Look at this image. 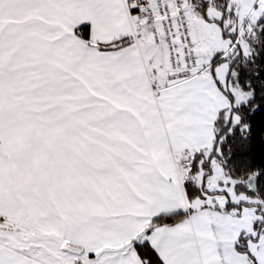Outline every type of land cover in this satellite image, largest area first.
<instances>
[{
	"label": "snow or ice",
	"instance_id": "snow-or-ice-1",
	"mask_svg": "<svg viewBox=\"0 0 264 264\" xmlns=\"http://www.w3.org/2000/svg\"><path fill=\"white\" fill-rule=\"evenodd\" d=\"M0 264H264V0H0Z\"/></svg>",
	"mask_w": 264,
	"mask_h": 264
}]
</instances>
